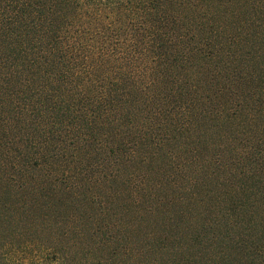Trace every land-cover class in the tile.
Returning <instances> with one entry per match:
<instances>
[{
    "label": "trees",
    "instance_id": "16d2710c",
    "mask_svg": "<svg viewBox=\"0 0 264 264\" xmlns=\"http://www.w3.org/2000/svg\"><path fill=\"white\" fill-rule=\"evenodd\" d=\"M235 1L243 22L258 18L264 30V0H0V264H25L27 249L50 264H264L262 202L252 196L264 193L261 48L250 89L232 91L233 105L226 85L204 86L189 111L180 108L181 86L164 70L173 72L174 52L197 65L205 45L232 46L236 38L207 14ZM227 125L250 143L228 149L231 172L212 136ZM170 144L184 145L177 167L194 195L203 186L204 201L175 203ZM71 162L65 190L55 166L67 173ZM219 187L225 198L216 200ZM229 190L245 197L232 201ZM211 208L219 216L202 218ZM186 222L188 242L179 233Z\"/></svg>",
    "mask_w": 264,
    "mask_h": 264
},
{
    "label": "rangeland",
    "instance_id": "374dc122",
    "mask_svg": "<svg viewBox=\"0 0 264 264\" xmlns=\"http://www.w3.org/2000/svg\"><path fill=\"white\" fill-rule=\"evenodd\" d=\"M243 1V0H242ZM241 3V2H240ZM237 1H235L232 5L231 4H227L224 3L222 5H217L214 4L210 7L208 14H207V18L212 21V20H217V23L220 24V26H223V32L225 35H227L228 37H235L236 41L235 43L230 46L229 48L226 49V46L223 48V50H218L216 47H214V45L208 47L209 45H205L204 46V51L203 48L202 50H200L198 52L199 55V63H197V65H191V63H185V61L187 59H189V57L187 55H185L184 53L180 52L179 50H181L180 46L184 45L181 42L177 41L175 43L176 47L173 50H177L179 52H174V54H176V57L178 58L179 61L176 60L175 57H171L172 60H174L176 62L175 67L173 69V72L171 70L168 69H164L163 65L160 66V68L158 70H166L168 72V77L170 78V80L174 81L173 86L176 88H178L179 86H181V88H178V90L174 93V98H176V100L178 101L177 104L180 105V108L182 106L187 107L188 109V105H189V97L191 96V98L194 97L195 93H196V89H203L205 88L204 86H219V87H223L226 85L229 90H227L226 93V97L224 99L225 104H232L234 102H237V95H233L235 94V92L232 94V91H236L237 87H240L241 89L243 87H245L243 90L241 91H246L249 90V86L251 85H246L247 84V79L248 78V74L250 71H253L255 64H256V56L254 55V51H259V47L261 48V50L257 53L259 56L262 54V56H264V37L261 36L264 34V30L262 27H260L261 25V20L260 19H256L254 21V23H249V24H245L243 22V18L246 17L244 10L245 9H240L237 6ZM264 25V24H263ZM244 28V29H243ZM255 31V32H253ZM260 36V37H259ZM170 43H168L169 45ZM260 44V45H259ZM168 45L163 49L164 52L166 51H171V49L168 47ZM263 46V47H261ZM170 47H172V44H170ZM214 47V49H213ZM226 51V52H225ZM165 59V58H163ZM264 60V59H263ZM259 61H261V59H259ZM162 63V60H161ZM260 64H264L263 61L260 62ZM191 65V67H190ZM165 74V73H164ZM259 72L256 71V75H258ZM192 86H196V87H192ZM230 110V109H229ZM189 111V109H188ZM177 119V123H180L181 119L178 120ZM230 129V125H227L226 127H220L214 128V133L212 136H214L215 138H218V135L220 136V144L222 148L218 149H224L223 152V156L221 158V160L223 162L226 163V168H230L228 169V171H232L233 168L235 167L234 163H236V161L234 159H232L228 153V149H232L233 153L236 154L239 150L243 149V146L246 147V145H248V147L250 146L249 141L245 142L243 140V138H245V135H243L244 130L241 133H231L229 132ZM220 130V132H219ZM142 133V129H140V134ZM258 134H260V132H256ZM255 133V137L257 136V134ZM139 134V132H138ZM190 134V133H189ZM245 134V133H244ZM264 134V132H263ZM171 137H176V132L175 130L172 131L169 135H165L163 136V138L168 139L167 141H170ZM191 140H190V135H187L186 140H184V142H189L193 141V137H196V135H192L191 136ZM157 139V137H155ZM159 138V137H158ZM27 141V139H26ZM172 142V141H171ZM167 143V142H166ZM22 143H20L21 145ZM253 145H255V143H253ZM191 146V145H190ZM195 146V145H194ZM184 147V145H179V146H169L168 150H170V148L174 149V151L171 153V155L168 156V166L171 168L170 173L168 174L167 179L170 178L171 183L170 186H176L178 189V196L181 197H177L175 200V203L177 205H180V203H182L183 205V201L181 202V200H179L180 198L186 199V201H189L192 199L191 196L194 195V190H195V186L194 184H191L190 181L188 182V179L190 180V178H186V179H182V177L185 174V172L187 173L186 170H183V164L181 166V170L177 167V163L179 162V160H181L183 163L185 162L184 158V154L181 151V148ZM194 150L197 149V147H193L191 146ZM21 148V146H20ZM212 148V147H210ZM209 148V149H210ZM257 148H262L264 151V135H263V141L260 144L259 147ZM248 149V148H247ZM214 150H216L214 148ZM226 150V151H225ZM243 152L245 151V148L242 150ZM211 152V151H210ZM240 152V151H239ZM214 154V153H213ZM238 154V153H237ZM243 155V154H242ZM241 155V156H242ZM192 156H196V154L192 153L190 156V159H193ZM42 159L39 157L37 162H41ZM200 163V162H199ZM39 164V163H38ZM75 163L71 162V168L69 169V171L66 173L65 171H63L64 169H62L61 167H57L55 166V168L57 169L56 172V176L58 179H63L66 178L64 180V187L66 188L65 190H67L68 185H69V174L75 170V168H77L76 166H73ZM78 165V163L76 164ZM69 168V167H68ZM212 173L214 171H211ZM210 169L208 171V174L211 173ZM140 173H144V169L141 168ZM154 178V179H153ZM162 178H157L152 176L150 179V182L155 183V182H159ZM58 182V181H57ZM70 186V185H69ZM200 187L203 188V186L199 185L197 186V190H196V195L194 196H199L200 199H202V201L205 200V196L204 195V191H201L200 194H197L198 189H200ZM209 188V186L207 187ZM225 187H219V188H215V193L219 194V197H214L216 200H221L223 197L225 198V194L223 193ZM193 193V194H192ZM229 196V198L233 201L235 199V201H237L239 198L241 197H245L240 193H237V195L233 198L234 193H230L227 192ZM77 194V193H75ZM253 197H256V199H261L260 202L261 206L257 209V212L259 211V226L264 228V193H261V191L259 190L258 193L252 195ZM77 197V195H76ZM190 197V198H189ZM263 197V198H262ZM211 201V200H210ZM192 202V201H189ZM224 202V201H223ZM223 202H221L223 204ZM78 204V203H77ZM81 204V203H80ZM94 205V204H93ZM186 205V207L189 208V205ZM182 207V206H181ZM102 209V208H101ZM250 209V208H248ZM251 209L253 210V208L251 207ZM185 210V209H184ZM186 211V210H185ZM187 212V211H186ZM77 213V212H76ZM188 213V212H187ZM186 213V214H187ZM220 212L218 211H214L211 208V212L209 210H205L204 211V217L205 219H210L211 217H214L216 215L219 216ZM187 216H189V214H187ZM186 216V217H187ZM196 216V214L194 215ZM195 221V223H194ZM196 219L192 220V226H195L196 224ZM189 222L184 223V225H182L183 227L186 226ZM186 224V225H185ZM111 225H107V228L110 227ZM147 226V224H145V227ZM180 227L179 229V233L181 235V238H183V240H185V242H188L187 235H186V231L189 229L188 225L185 228V230H181L183 227ZM196 226H199V223L196 224ZM105 229V227H104ZM22 260L24 261L25 264H50V262L44 261V260H40L41 257L40 255L36 256V254L34 253V251H31L29 249L26 250L25 254H23L22 256ZM122 259V258H120ZM122 264V261L120 260V263ZM127 264V263H124Z\"/></svg>",
    "mask_w": 264,
    "mask_h": 264
}]
</instances>
